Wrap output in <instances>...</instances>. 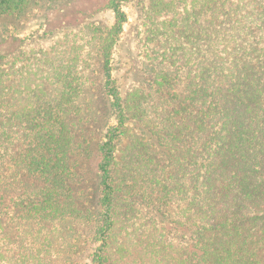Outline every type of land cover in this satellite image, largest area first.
<instances>
[{
  "label": "trees",
  "instance_id": "trees-1",
  "mask_svg": "<svg viewBox=\"0 0 264 264\" xmlns=\"http://www.w3.org/2000/svg\"><path fill=\"white\" fill-rule=\"evenodd\" d=\"M33 1L0 0V22L21 16ZM81 1V13L94 33L96 82L106 121L95 143L94 130H85L83 122L69 126L67 118L88 79L75 60L55 69L57 92L44 98L45 105H32L0 121L1 217L9 211V200L21 209L23 220L81 215L72 187L79 174L70 157L79 151L95 161L100 189L94 210L85 214L93 228V248L85 264H120L123 260L112 251L115 232L128 228L153 203L161 212L154 223L158 228L134 225L133 230L136 247L151 264H264V0H247L249 10L233 18L231 7L219 2L217 9L225 14L222 22L226 16L234 21L241 17L238 25L224 28L222 36L219 28L212 30L213 24L204 36L184 24L183 40L197 45L207 39V62L190 61L187 45H163L154 51L157 63L145 62L151 78L136 76L140 81L125 91L118 84L114 58L129 0ZM213 1L218 0H208L207 5ZM2 27L0 65L17 50L11 47L14 37ZM132 129L141 130L135 135L141 141L150 131V137L160 140L159 148L154 154L147 147L140 150L137 172L124 169L119 175L118 143L131 138ZM19 132L27 143L15 153ZM14 165L24 178L14 173ZM172 165L175 171L164 175ZM117 175L122 178L117 180ZM16 185L22 193L14 198L9 192ZM179 200L185 201V212L170 220L164 209ZM173 237L176 245L168 240Z\"/></svg>",
  "mask_w": 264,
  "mask_h": 264
},
{
  "label": "rangeland",
  "instance_id": "rangeland-1",
  "mask_svg": "<svg viewBox=\"0 0 264 264\" xmlns=\"http://www.w3.org/2000/svg\"><path fill=\"white\" fill-rule=\"evenodd\" d=\"M163 1L164 4H159V0H129L124 5L127 21L114 58L118 84L124 91L140 81L136 76L151 78L152 72L150 69L146 70L145 62L157 63L154 51L163 45H167V48L169 44L187 45L190 47V61L207 62V39H201L197 45V41L183 40L184 24L189 26V30L194 28L203 36L204 30L213 24L212 30H216L215 27L219 28L218 35L222 36L224 28L233 23L238 25L241 17L234 21L230 16H226L222 22L225 14L223 9L222 11L217 9L219 2H224L226 8L231 7L234 12L231 18L243 14L250 8L247 0H218L213 1L211 5H207L208 0ZM33 2L21 16L3 19L0 22L3 24L2 28H8V34L14 37L11 47L17 48L15 54L0 65V121L5 122L7 116L12 114L15 118L16 113H21L32 105H45L44 98L49 99L57 92L56 81L52 78L54 70H61L65 64H72L75 60L82 75L88 80L83 95L76 100V109L69 114L67 122L70 127L75 128L83 122L85 130L93 129L92 141L95 143L100 136L99 128L106 120L102 94L96 82L99 66L94 33L90 28V20H85L84 13H81L84 2L81 0ZM60 8L63 9V15L58 11ZM108 20L109 17L106 16L105 22ZM0 32L2 34V30ZM195 45L200 46L199 53L194 51ZM132 130L131 138L126 137L118 143L116 164L119 175L124 169L132 173L137 172L138 163L142 160L138 155L140 150L147 147L148 153L154 154L159 148L160 140L156 136L150 137V131L149 138L154 139L155 144L147 136L142 138L143 141L137 140L135 135L141 130ZM16 139L18 142L15 140L12 149L18 153L21 147L26 146L27 141L21 132L17 134ZM134 147L138 148L136 152L131 150ZM70 157L75 162V169L80 176L77 177L79 181L72 184L73 195L83 213L78 217L60 220H23L20 217L21 209L9 200L7 202L9 211L6 214L10 217L8 218L6 214L2 217L0 215V220H3L1 221L3 229L0 230V264H85L87 253L93 248L92 223L91 219L85 218V214L94 210L100 189L95 161L86 158L79 151ZM17 167L14 165V173L16 171L18 176L20 175L19 178H24L21 176L23 170H15ZM174 171L173 165L167 166L164 175ZM119 175L117 180L122 178V175L120 177ZM30 179L31 182L28 184L32 185L33 179ZM143 185L146 186V182ZM27 190L29 192L30 189ZM21 193L22 188L19 189V185H16L9 192V196L16 198ZM185 206V201L174 202L164 210H167L170 220H175L182 218ZM160 216L159 207L153 203L143 214L130 221L128 228H118L113 237L112 251L115 258L123 260L120 264L152 263L145 252L141 251L139 246L136 247L133 230L134 225L143 230L157 229L159 224L154 223L156 224ZM175 237L168 240L176 245L178 238ZM120 248L125 249L119 251Z\"/></svg>",
  "mask_w": 264,
  "mask_h": 264
}]
</instances>
